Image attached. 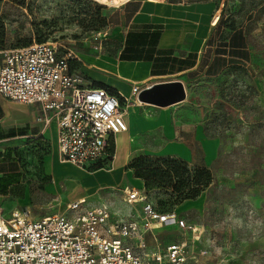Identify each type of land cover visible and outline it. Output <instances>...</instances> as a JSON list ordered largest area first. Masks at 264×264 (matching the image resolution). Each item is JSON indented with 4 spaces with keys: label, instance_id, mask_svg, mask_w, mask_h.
I'll list each match as a JSON object with an SVG mask.
<instances>
[{
    "label": "rangeland",
    "instance_id": "obj_1",
    "mask_svg": "<svg viewBox=\"0 0 264 264\" xmlns=\"http://www.w3.org/2000/svg\"><path fill=\"white\" fill-rule=\"evenodd\" d=\"M223 1L222 17L234 18L241 27L248 58L236 59V67H224L215 76L205 77L200 72L190 76L181 103L148 111L150 107L137 103L135 95L128 102L124 100L125 106H138L141 115L156 119L166 115L170 125L166 133L156 126L131 137L134 149L128 162L140 154L170 155L183 159L189 167H205L213 175V181L191 203L184 201L172 207L165 203L167 196L162 190L141 187L155 210H174L198 229L199 239L193 244L189 230L155 229L160 249L180 242L189 252L205 250L198 264H264V0ZM94 3L103 6L101 13L107 17L109 7L95 0H0V49L21 47L38 39L55 42L80 60L83 71L88 66L103 73L91 62L115 55L120 39L111 37L107 28L86 27ZM219 15L215 14L214 21ZM219 32L215 27L211 41L218 40ZM207 54L209 57L210 51ZM84 77L88 80L86 74ZM176 146L182 148L179 155L162 153L166 147L168 152ZM49 148L43 141L29 139L1 145V164L10 162L18 170L13 173L11 166H2L3 212L28 209L32 216H42L66 207V199L60 203L65 190L56 193L45 173L43 157L50 153ZM108 163L83 169L105 168ZM111 192L109 198L117 204L115 212L134 216L122 193Z\"/></svg>",
    "mask_w": 264,
    "mask_h": 264
},
{
    "label": "built area",
    "instance_id": "obj_2",
    "mask_svg": "<svg viewBox=\"0 0 264 264\" xmlns=\"http://www.w3.org/2000/svg\"><path fill=\"white\" fill-rule=\"evenodd\" d=\"M95 1L117 8L132 0ZM73 59L78 58L55 42L0 49V95L38 104L44 125L55 124L58 161L86 168L112 158L110 140L127 123L119 94L89 85L70 69ZM124 201L134 216L119 215L107 204L86 206L84 199L42 216L0 209V264H198L203 249L189 252L180 242L163 251L158 244L149 249L145 238L149 233L157 242L154 227L175 226L189 230L193 244L199 239L196 227L174 210H155L142 191L125 190Z\"/></svg>",
    "mask_w": 264,
    "mask_h": 264
},
{
    "label": "crops",
    "instance_id": "obj_3",
    "mask_svg": "<svg viewBox=\"0 0 264 264\" xmlns=\"http://www.w3.org/2000/svg\"><path fill=\"white\" fill-rule=\"evenodd\" d=\"M215 2V0H132L120 7L108 8L106 28L109 29L111 37L120 39L116 54L103 57L102 60L95 58L91 62L94 67H101L103 73L88 66L83 71L82 64L79 69L84 76L86 74L89 85L94 86L92 82H98L100 85H107L113 93L119 94L125 108L127 130L113 137V156L105 168L87 171L69 163H60L57 159L54 122L44 125L38 104H23L6 99L2 95H0V147L28 139L47 143L50 153L43 157V165L56 193L65 190L60 203L63 199L67 200V205L84 199L86 206L107 204L115 212L117 204L109 198L112 190L119 191L124 196L125 190L136 188L140 191L143 186L140 179L132 176L131 170L125 169L134 149L130 146L131 137H136L156 126L162 127L166 133L170 126L166 115L163 114L160 119L149 117L147 114L141 115L138 106L133 103L125 106L124 100L128 102L135 95L138 103L136 92L156 82L179 80L186 91L187 79L195 73L200 72L205 77L218 74L208 71L216 48L215 42L209 39L218 20L214 21V16L217 12L220 14L222 6L221 4L217 7ZM134 56L138 57L133 59ZM139 103L150 107L148 111L154 109L151 107H159L145 102ZM179 146L168 152L166 147L162 153L179 155L182 149ZM1 159L0 172L2 166L9 165L15 168L10 162L1 164ZM14 170L13 173L18 171ZM95 201L97 202L94 203ZM185 203H191V200ZM161 228L156 226L154 230ZM145 238L149 249L158 244L149 233L145 234Z\"/></svg>",
    "mask_w": 264,
    "mask_h": 264
},
{
    "label": "trees",
    "instance_id": "obj_4",
    "mask_svg": "<svg viewBox=\"0 0 264 264\" xmlns=\"http://www.w3.org/2000/svg\"><path fill=\"white\" fill-rule=\"evenodd\" d=\"M90 2V0H83ZM217 7L224 1L215 0ZM226 1V0H225ZM94 10L86 19V27L95 30H102L107 27V17L101 13L103 6L94 3ZM223 6H221L220 15L216 22L217 29L220 28L218 34V44L214 50V58L209 66V72L217 73L224 67L232 69L236 67V59H247L248 52L246 49L245 38L241 27L236 24L234 18L222 17ZM82 21V20H81ZM211 41V39L209 40ZM212 41H214L212 39ZM214 41V42H215ZM37 42H44L40 39ZM23 45L26 46L30 44ZM120 58L122 55L119 56ZM138 56H134L136 59ZM125 58V56H123ZM227 60V61H226ZM81 63L79 60H70V69L79 71ZM227 69V70H228ZM106 86L107 85H99ZM109 88V87H108ZM111 91V89L109 88ZM115 93V92H114ZM114 142L110 140L109 151L113 154ZM1 157V154H0ZM111 158L105 159L103 164L109 162ZM93 164L90 167L97 165ZM104 165V164H103ZM125 169L132 170L135 177L140 179L146 191L150 189L162 190L167 196L166 202L168 206H176L184 201L194 200L203 189L213 181L211 171L205 167H189L181 158L176 156H160L152 157L147 155H137L133 157L127 164ZM161 204V203H160Z\"/></svg>",
    "mask_w": 264,
    "mask_h": 264
},
{
    "label": "water",
    "instance_id": "obj_5",
    "mask_svg": "<svg viewBox=\"0 0 264 264\" xmlns=\"http://www.w3.org/2000/svg\"><path fill=\"white\" fill-rule=\"evenodd\" d=\"M186 97L184 85L179 80L161 81L139 90L137 98L154 106H169L182 102Z\"/></svg>",
    "mask_w": 264,
    "mask_h": 264
},
{
    "label": "bare ground",
    "instance_id": "obj_6",
    "mask_svg": "<svg viewBox=\"0 0 264 264\" xmlns=\"http://www.w3.org/2000/svg\"><path fill=\"white\" fill-rule=\"evenodd\" d=\"M102 1H104V0H102ZM114 2H116V0H113ZM156 83H158V82H156ZM152 85V84H151ZM150 86V85H149ZM139 102H143V101H141V100H139Z\"/></svg>",
    "mask_w": 264,
    "mask_h": 264
}]
</instances>
